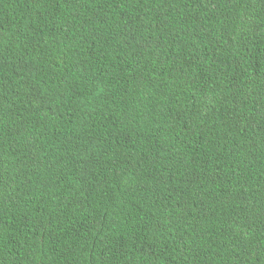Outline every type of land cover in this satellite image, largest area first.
Returning <instances> with one entry per match:
<instances>
[{
    "label": "trees",
    "instance_id": "1",
    "mask_svg": "<svg viewBox=\"0 0 264 264\" xmlns=\"http://www.w3.org/2000/svg\"><path fill=\"white\" fill-rule=\"evenodd\" d=\"M0 264H264V0H0Z\"/></svg>",
    "mask_w": 264,
    "mask_h": 264
}]
</instances>
